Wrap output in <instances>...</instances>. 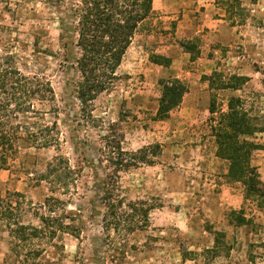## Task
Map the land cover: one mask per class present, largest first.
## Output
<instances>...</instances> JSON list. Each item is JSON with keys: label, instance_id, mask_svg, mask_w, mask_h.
Listing matches in <instances>:
<instances>
[{"label": "rangeland", "instance_id": "1", "mask_svg": "<svg viewBox=\"0 0 264 264\" xmlns=\"http://www.w3.org/2000/svg\"><path fill=\"white\" fill-rule=\"evenodd\" d=\"M74 2L0 0V57L13 56L23 73L49 82L56 96V104L33 99L39 114H18L11 124L56 121L60 142L57 148L23 146L0 170L3 205L12 201L18 208L0 218V264L31 263L35 247L42 251L37 264H264V198L248 195L241 179L229 177L231 161L219 153L213 132L237 98L264 128V0H153L117 79L90 104V114L75 97ZM173 78L187 92L168 118L157 119L162 82ZM108 135L126 151L151 148L152 164L137 161L118 172L107 159ZM244 137L260 144L249 163L264 184V131ZM59 154L77 169L68 188L41 178ZM112 179L126 202L149 201L146 229H104L103 186ZM52 195L62 201L55 214L44 205ZM42 213L61 216L76 232L16 246L9 223L38 226Z\"/></svg>", "mask_w": 264, "mask_h": 264}, {"label": "trees", "instance_id": "2", "mask_svg": "<svg viewBox=\"0 0 264 264\" xmlns=\"http://www.w3.org/2000/svg\"><path fill=\"white\" fill-rule=\"evenodd\" d=\"M70 10L77 21L76 46L80 50L76 66L79 79L76 82L75 97L81 105V110L90 114L88 110L90 104L101 92L109 90L117 79L116 70L134 34L140 24L153 13V0H76ZM166 62L169 63L167 60ZM223 85L236 89L229 83ZM186 92V86L178 78L163 81L157 119L168 118L170 112L179 106ZM33 99L52 101L56 104L55 92L49 82L23 73L15 65L13 56L0 57V170L6 168L9 158L23 146L57 148L60 145L56 121L51 125L38 121L32 126L11 124L10 119L16 118L18 114L24 118L30 117L28 114L32 112L39 114V111L34 110ZM53 109L56 110V107ZM210 111L215 112L214 105ZM223 117L224 119L218 122L219 126H213V132L219 145V153L231 161L229 177L241 179L247 187L248 195L255 194L264 198V191L261 189L264 184L260 174L256 167L249 163L251 150L259 148L260 144L244 137L256 129L264 131V128L257 127L255 120L259 118L249 115L240 98L232 99L229 111L224 113ZM18 127L25 128V135L18 133ZM32 127H36V130L31 129ZM104 139L108 147L107 159L118 172L136 165L137 161L150 164L153 162L146 154L147 150L151 149L149 147L130 152L122 147V141L111 139L109 135ZM46 168L45 175H41V178H48L55 187L58 183L68 188L77 174V169L71 165L69 158L60 154L49 161ZM103 187L102 200L106 208L102 219L104 229L119 231L123 228L131 232L146 229L151 210L149 201L140 199L126 202L116 179L106 182ZM3 201L4 198L0 196L1 219L15 214L18 210L12 201L6 205H3ZM58 203H62L61 199L53 195L44 201L48 211L54 214V208ZM232 213L235 214V211ZM39 219L42 224L38 226L9 223L8 226L17 239L16 246L20 242H27L40 236L50 241L57 237L58 232H76L75 225L65 224L61 216L42 213ZM244 220L242 217V221ZM36 248L29 251L32 262L27 264H37L35 260L42 251Z\"/></svg>", "mask_w": 264, "mask_h": 264}]
</instances>
